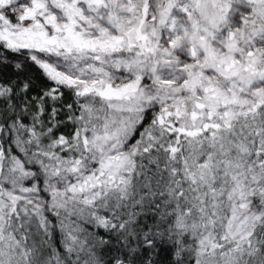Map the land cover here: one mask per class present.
<instances>
[{
	"label": "snow or ice",
	"instance_id": "6c2138e0",
	"mask_svg": "<svg viewBox=\"0 0 264 264\" xmlns=\"http://www.w3.org/2000/svg\"><path fill=\"white\" fill-rule=\"evenodd\" d=\"M0 264H264V0H0Z\"/></svg>",
	"mask_w": 264,
	"mask_h": 264
}]
</instances>
